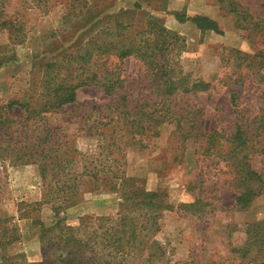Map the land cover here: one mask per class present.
<instances>
[{"label": "rangeland", "instance_id": "374dc122", "mask_svg": "<svg viewBox=\"0 0 264 264\" xmlns=\"http://www.w3.org/2000/svg\"><path fill=\"white\" fill-rule=\"evenodd\" d=\"M136 1L142 5L134 17L136 22L144 23L143 14L150 12L185 38V48L179 55L184 73L211 84L208 91L189 100L204 109L198 118L201 131H218V142L209 155H204L203 148H199L201 142L193 137L182 143L173 124L163 125L160 136L147 140V147L120 144L118 148L112 144L113 139L97 134L101 117L116 115L107 106L116 105L121 95L128 96L131 107L157 98L143 63L135 57L123 59L119 63L124 79L122 90L107 95L99 86H82L74 103L46 114L47 124L55 128L52 140L69 142L76 149L75 160L64 164L67 168L62 174L43 179L38 165L16 167L9 158H0V264L42 262L41 229L36 222L39 219L50 224L55 220L52 204L44 201L56 196L47 184L76 178L80 184L78 201L66 213H60L74 223L83 215L115 218L121 203L125 206L121 195L129 190L120 186L121 179L116 177L121 176L138 179L147 191H160L169 205L161 209L156 231L152 230L153 239L164 250L163 258L155 264L264 263L263 85L249 70L237 69L231 53H257L264 49V35L238 29L217 0H88L91 7L112 3L114 9L131 8ZM242 1L252 12L264 16V0ZM67 2L44 0L37 8L35 0H4L6 12L13 17L18 12L19 19L25 20L27 38L19 44L10 40L6 30L0 31V59L5 58L0 65V115L21 119L23 109L11 110L6 105L11 99H28V95L42 90L33 74L35 53L54 58L57 45L64 43L65 48L78 36L86 42L107 26V22L82 26L86 13L68 15ZM175 12L209 16L218 21L223 33H202L191 21L170 23L177 20ZM111 62L115 64L117 59ZM261 73L264 75V69ZM232 86L240 89L236 111L230 98ZM7 125L11 133L19 128ZM240 125L247 140L239 152L234 151L233 137ZM243 160L257 173L253 184L260 194L249 207L238 209L235 197L243 176L239 173ZM94 167L110 171H100L93 179L90 172ZM147 209L148 206L140 207L144 213Z\"/></svg>", "mask_w": 264, "mask_h": 264}, {"label": "trees", "instance_id": "16d2710c", "mask_svg": "<svg viewBox=\"0 0 264 264\" xmlns=\"http://www.w3.org/2000/svg\"><path fill=\"white\" fill-rule=\"evenodd\" d=\"M35 1V6L40 8L44 0ZM67 1L68 15L82 16L86 13L82 26L89 23H93L94 27L104 22L108 24L86 42L78 36V39L72 38L65 48L62 47L64 43L57 45L53 50L54 58H48L41 52L35 53L33 74H36L35 81L37 79L36 83L42 90L39 93L34 91L35 94L28 95V99H11L6 105L11 110L15 107L23 109L25 113L21 119L15 118V115H0V158H9L16 167L38 165L43 179L62 174L67 168L64 164L69 165L75 160L76 149L71 148L69 142L52 140L51 133L55 128L51 129L47 124L46 114L61 111L66 105L74 103L77 90L82 86H99L107 95L122 90L124 79L119 63L129 57L139 59L146 67V76L151 80L157 98L131 107L128 96L121 95L116 105L107 106L116 115L102 116L97 134L113 139L112 144L118 148L120 144L147 147V140L160 136L163 125L173 124L182 143L195 137L201 142L199 148H203V154L209 155L220 133L206 134L201 131L202 123L199 124L198 118L203 115L204 109L189 98L208 91L211 84L184 73L179 55L185 48V38L168 29L160 17L150 12L143 14L144 23L142 20L136 22L134 17L142 9L138 1L131 8L118 9H114L112 3H97L91 7L88 0ZM217 1L219 8L233 18L238 29L264 35V16L261 12H252L242 0ZM3 2L0 0V31L6 30L11 41L23 43L27 38L25 20L19 19L18 12V16L14 17L6 12ZM175 17L180 22L191 21L202 33L208 30L223 33L218 21L209 16L175 12ZM231 53L236 68L249 70L263 85L264 99V75L261 73L264 69V49L255 54L239 50H231ZM113 59H117L115 64L111 62ZM3 63L4 57L0 59V65ZM229 89L236 111L240 106V89L233 86ZM9 123L19 128L11 133ZM245 133L244 127L238 126L233 137L234 151L240 152L246 143ZM240 164L239 173L243 176L235 205L238 209H245L260 193L253 184L257 173L245 160ZM100 171L110 170L94 167L90 172L93 179ZM119 178L120 186L129 187V190L121 195L125 206L121 203L116 217L83 215L74 223L61 217L60 213H66L78 201L80 184L76 178L47 184L51 194H56L52 199L44 200L52 204L55 220L50 224L39 219L36 222L41 229L43 260L30 264H155L163 258V246L153 239V233L161 209H168L169 205L164 203L160 191H147L138 184V179L116 177ZM141 206H148L147 212L141 211Z\"/></svg>", "mask_w": 264, "mask_h": 264}, {"label": "crops", "instance_id": "0c3cea01", "mask_svg": "<svg viewBox=\"0 0 264 264\" xmlns=\"http://www.w3.org/2000/svg\"><path fill=\"white\" fill-rule=\"evenodd\" d=\"M169 22L171 23V22H175V23H177V25H180L181 23H183V22H180L179 20L177 21L176 19H174V20H169ZM173 24V23H172ZM196 28V27H195ZM197 29V28H196Z\"/></svg>", "mask_w": 264, "mask_h": 264}]
</instances>
